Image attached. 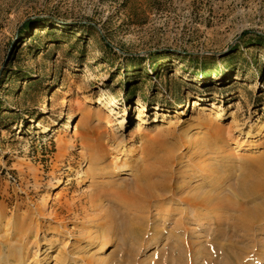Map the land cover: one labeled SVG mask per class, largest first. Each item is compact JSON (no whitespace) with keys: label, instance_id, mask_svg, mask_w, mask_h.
<instances>
[{"label":"rangeland","instance_id":"obj_1","mask_svg":"<svg viewBox=\"0 0 264 264\" xmlns=\"http://www.w3.org/2000/svg\"><path fill=\"white\" fill-rule=\"evenodd\" d=\"M94 126L109 145L96 180L117 205L80 184ZM121 138L169 175L136 212L109 150ZM263 152L264 0H0V264H264V218L243 230L180 200L232 194L241 160Z\"/></svg>","mask_w":264,"mask_h":264},{"label":"bare ground","instance_id":"obj_2","mask_svg":"<svg viewBox=\"0 0 264 264\" xmlns=\"http://www.w3.org/2000/svg\"><path fill=\"white\" fill-rule=\"evenodd\" d=\"M204 95V94H203ZM84 99L88 98V96L83 95ZM200 101L194 102L192 107L202 105L204 102V98L198 96ZM83 101L78 104V107H83ZM164 112L165 116H169L171 110H167ZM185 111V110H183ZM211 111V110H210ZM89 115V112H87ZM108 115V114H105ZM104 115V116H105ZM82 115L80 117L79 122H83ZM218 116V115H217ZM205 121V119H203ZM141 122H145L141 120ZM80 124V123H79ZM79 126L75 125V133L76 136L81 137L83 134L79 131ZM213 129L215 131H221L219 125H214ZM93 137L90 140L91 142L82 141L81 155L84 159L89 161L87 169L82 172V175H85L83 178L79 179L80 184H85L86 181H96L98 184L97 188L88 190L90 202L94 206L98 204L95 203L102 194L106 195L107 193L111 194L113 197L112 203L116 205L121 202V196L119 193L114 191V186L110 183L109 180H96L99 173H102V169L97 167L91 159L95 157L98 153H101L103 158H106L108 155V147L105 146L108 139L104 140V134L98 130V126H94L92 128ZM130 138L119 139L116 145H120V148H116L117 146H111L109 150H112L113 158L116 161H122L121 163L115 165V171L119 172H131L133 174L132 178H129V185L131 190L128 193L127 190L123 192V203L128 206L129 209L139 211L143 210L145 206H147V202L151 200L161 199L162 195L159 192L168 187L166 182V177L169 176L167 171L164 170L163 164L165 161L158 159H149L144 162L141 166L136 165L137 162L132 158L134 154L132 150H128L126 148H122L125 143L129 141ZM123 140V141H122ZM122 149V151H121ZM58 150H60V143L58 144ZM86 152L88 155H86ZM243 164V172L241 176L237 177L236 185L233 184L230 187L234 189L232 194H227V192H216L215 194L207 191L191 192L187 195L180 196L181 202L185 203L184 209L187 208L190 210H194L197 207L204 208L205 211L191 213L194 218L206 217L211 210H218V214L222 218H230L233 221V225L239 229L250 230L252 227L260 220L264 218V152L257 154L256 156H250L248 159L244 158L241 160ZM203 168L207 170L213 171V168L210 167L208 162L201 164ZM158 176V177H157ZM161 178L159 180L158 178ZM103 184H108L105 188H102ZM112 184V185H111ZM214 203V205L212 204ZM164 208V207H163ZM215 208V209H214ZM38 211H40L44 216L49 218H55L56 213L51 211H46L47 208L45 206L37 207ZM46 211V212H45ZM204 212V213H203ZM184 216L189 214L183 212ZM182 214V215H183ZM163 215V213H162ZM138 219L135 218L126 219V225L129 232L134 235H138L140 232V228L135 226V223L138 221H134ZM140 220V219H139ZM110 244V241L104 242L100 245L99 251H104Z\"/></svg>","mask_w":264,"mask_h":264},{"label":"trees","instance_id":"obj_3","mask_svg":"<svg viewBox=\"0 0 264 264\" xmlns=\"http://www.w3.org/2000/svg\"><path fill=\"white\" fill-rule=\"evenodd\" d=\"M47 21L52 22L53 20H52V19H48ZM62 24H63V25H67V26H74V25H72V24H70V23H66V24H65L64 22H63ZM75 26H76V24H75ZM81 26L84 27V26H87V25H85V24H81Z\"/></svg>","mask_w":264,"mask_h":264}]
</instances>
